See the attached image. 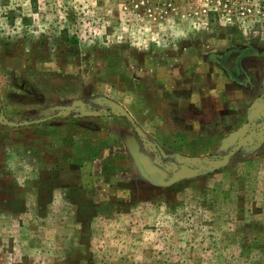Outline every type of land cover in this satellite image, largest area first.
I'll use <instances>...</instances> for the list:
<instances>
[{"label": "rangeland", "instance_id": "obj_1", "mask_svg": "<svg viewBox=\"0 0 264 264\" xmlns=\"http://www.w3.org/2000/svg\"><path fill=\"white\" fill-rule=\"evenodd\" d=\"M246 108L264 120V0H0V264H264ZM192 111L216 148L183 178L154 136Z\"/></svg>", "mask_w": 264, "mask_h": 264}, {"label": "crops", "instance_id": "obj_2", "mask_svg": "<svg viewBox=\"0 0 264 264\" xmlns=\"http://www.w3.org/2000/svg\"><path fill=\"white\" fill-rule=\"evenodd\" d=\"M255 101V100H254ZM195 107L193 104V101L191 102L188 107ZM248 108H246L245 113L243 115H239L237 118H235V123L237 126H239L237 129L240 131L241 129L245 128V126H250L252 124L254 127H251L252 132L249 133L248 137L246 138L247 141H251V139L254 140L255 144L260 145V148L264 147V120L262 121L259 116H256L255 114L248 115L247 112ZM195 112V111H194ZM192 112H187L185 116L182 118L181 125H178V129L174 134H171L169 138H166L165 136H162V138H156L154 136L155 142H160L161 145H167L168 142L174 141L175 142V149L181 153L187 158H198L205 155H208L209 152L213 151L216 148V122L214 118H212L211 124H212V131L204 132L203 134H199L196 136V138H193L192 133L195 131V129L190 130L187 126L192 125L190 117H186L188 114H191ZM234 124V121L229 119L226 122H223L222 125H220L221 129H227L230 128V124ZM250 123V124H249ZM196 126H199L198 124ZM256 126V127H255ZM252 133V134H251ZM233 133L230 132L228 137L232 135ZM168 137V136H167ZM227 138V137H226ZM226 138L223 139V145L225 144ZM243 142L246 144H243V147L246 146L249 147V144L243 139ZM260 149V150H261ZM203 158V157H202Z\"/></svg>", "mask_w": 264, "mask_h": 264}, {"label": "water", "instance_id": "obj_3", "mask_svg": "<svg viewBox=\"0 0 264 264\" xmlns=\"http://www.w3.org/2000/svg\"><path fill=\"white\" fill-rule=\"evenodd\" d=\"M72 110L73 109H70V112ZM114 113L117 116H124V117H126L134 125L137 134L140 135V136L143 135L142 130L139 128V126H137V124L135 123V120L133 119V117L128 112H126L125 110H120V112L114 111ZM55 117H57V116H52V117H48V118H44V119H40V120L28 121V122H23V123H12V122H9V121H7V119L5 118V116H1V120H3V122H5L6 124H8L11 127H20V126H27V125L42 123V122L48 121L50 119H53ZM142 140L144 142H147V143L150 144V141L148 139L143 138ZM243 144H246V143H244L242 141V139H239L238 142H237V146L229 154H227V155H225L223 157V161L220 162L219 165L220 166H224L230 160V158L237 152V150L239 149V147L242 146ZM187 160H191V162L193 164L187 163V164L181 165L179 172L181 173L188 166V167L192 168V170L186 172L183 175V178H194V177L198 176L201 173V171L204 169V161H208L209 162L210 158H207V157L206 158L198 157V158H192V159H187ZM193 165H196L197 167H194ZM207 170H209V168H207ZM149 178L153 182H155L156 184H162L163 176L159 172L158 173H150L149 174Z\"/></svg>", "mask_w": 264, "mask_h": 264}]
</instances>
